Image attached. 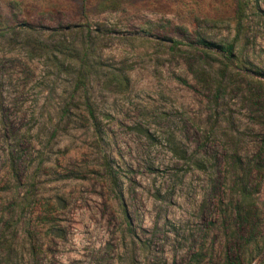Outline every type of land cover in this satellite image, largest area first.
<instances>
[{
	"label": "rangeland",
	"instance_id": "374dc122",
	"mask_svg": "<svg viewBox=\"0 0 264 264\" xmlns=\"http://www.w3.org/2000/svg\"><path fill=\"white\" fill-rule=\"evenodd\" d=\"M0 264H264V0H0Z\"/></svg>",
	"mask_w": 264,
	"mask_h": 264
},
{
	"label": "trees",
	"instance_id": "16d2710c",
	"mask_svg": "<svg viewBox=\"0 0 264 264\" xmlns=\"http://www.w3.org/2000/svg\"><path fill=\"white\" fill-rule=\"evenodd\" d=\"M202 43H204V42H202ZM209 44V43H208ZM222 49V51H225V52H227V53H231V51H232V46H226V47H224V48H221Z\"/></svg>",
	"mask_w": 264,
	"mask_h": 264
}]
</instances>
